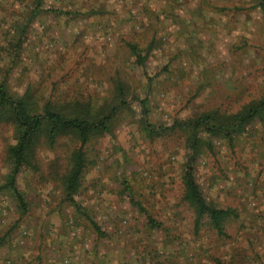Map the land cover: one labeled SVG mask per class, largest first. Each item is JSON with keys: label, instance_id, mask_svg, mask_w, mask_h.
I'll return each instance as SVG.
<instances>
[{"label": "rangeland", "instance_id": "1", "mask_svg": "<svg viewBox=\"0 0 264 264\" xmlns=\"http://www.w3.org/2000/svg\"><path fill=\"white\" fill-rule=\"evenodd\" d=\"M1 84L38 112L128 105L84 149L76 200L87 217L64 196L80 143L39 142L17 181L23 214L4 189L14 126L0 125V264H264V119L233 140L200 135V189L236 211L223 236L208 220L197 226L184 200L187 134L145 129L232 116L264 97L256 0H0Z\"/></svg>", "mask_w": 264, "mask_h": 264}, {"label": "trees", "instance_id": "2", "mask_svg": "<svg viewBox=\"0 0 264 264\" xmlns=\"http://www.w3.org/2000/svg\"><path fill=\"white\" fill-rule=\"evenodd\" d=\"M264 20V0H256ZM135 52L136 50L133 49ZM140 64L144 60L135 52ZM141 60V61H140ZM142 62V63H141ZM120 97H123L120 95ZM143 105V116L148 113L146 103ZM128 102L121 99L114 107H107V112L93 111L92 108L79 105H45L43 110L36 111L25 98L12 95L6 84L0 85V125L10 123L14 126L16 143L8 149L10 169L4 181V189L9 191L17 202L19 210L28 212V203L24 194L18 189L17 181L23 169L32 166L34 151L42 140L49 147H54L57 141L64 137L74 138L80 143L71 157V169L64 178V196L66 202L82 216L87 217L85 210L76 200L81 189L86 166L85 147L98 134L112 132L115 119L121 107ZM264 119V97L245 106L239 113L219 117L215 114H205L188 122H176L172 127L155 128L145 121V129L152 136H162L174 130H181L188 136L187 148L190 156L185 164L183 183L185 187L184 200L194 209L196 224L199 226L208 220L219 236L225 235V222L235 216L236 211L211 205L206 201L198 184L194 163L204 140L200 136L206 134L209 138H225L233 140L241 135L246 128L257 120ZM92 229L102 235L99 225L88 219Z\"/></svg>", "mask_w": 264, "mask_h": 264}]
</instances>
